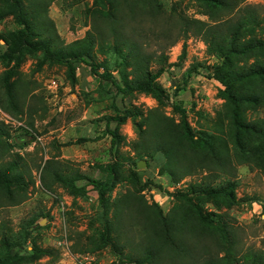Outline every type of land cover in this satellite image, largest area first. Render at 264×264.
<instances>
[{
    "label": "trees",
    "instance_id": "16d2710c",
    "mask_svg": "<svg viewBox=\"0 0 264 264\" xmlns=\"http://www.w3.org/2000/svg\"><path fill=\"white\" fill-rule=\"evenodd\" d=\"M54 1H13L30 51H41L49 60L84 62L91 67L94 76L111 82L116 93L143 92L158 101L164 98L165 89L158 80L169 66L166 67L167 54L145 51L123 29L127 20L136 21L149 16L156 21L163 13L159 0H93L85 7L90 16V27L82 37L70 42L60 37L48 14ZM60 1H66L68 6L81 3V0ZM193 1L206 19L179 13L175 15L176 23L184 38L189 35L199 37L206 46L207 55L216 62L212 66L192 63L175 92L185 87L188 77L200 66L208 78L222 84L218 92L222 104L212 121L213 133L195 132L186 110L178 104H175L177 117L166 114L157 106L147 110L143 124L136 123L138 138L133 147L138 160L149 158L156 161L158 155L163 156L158 165L159 172L174 185L198 170L206 171V176L189 183L184 191H176L174 196L178 201L167 213L156 200L147 202L141 192L128 190L111 199L110 193L118 179L114 164L107 165L110 170L107 178H92L51 157L44 161L39 179L46 190H52L53 184L60 183L71 194H80L84 187L77 182L86 180L97 191L101 209L98 220L103 229L98 231V239H92L94 246L87 249L90 253L114 246L118 254L137 264H174L175 261L180 264H264V247L248 248L238 254L234 229L228 221L219 213L204 212L192 199L194 195H224L230 199L235 181L227 177L214 185L213 179L219 173L231 175L240 164H251L264 174V116L249 118L258 106L264 105V14L252 4H243L245 0ZM96 19L104 25L101 30ZM131 31L138 34L141 30L132 27ZM166 34L162 33L163 36ZM109 36L113 38L112 44L107 42ZM95 49L112 57V67L107 58L96 60ZM185 54L183 46L178 59L182 60ZM113 70L118 72V77ZM71 71L69 67L68 74L74 79ZM12 75L10 71L0 75V92L3 90L6 94L4 97L0 93V108L15 116L26 113L28 124L33 127L32 115L37 109L18 98L19 83L17 79L10 83ZM126 111L127 114L117 116L113 121L122 123L130 117L136 122L137 117L144 115L136 107ZM30 133L23 129L19 135ZM106 133L110 135L111 148H114L121 135L116 128L110 127L108 121ZM9 137L8 129L0 123V207L6 202L14 205L23 200L22 193L15 191L13 186L25 187L33 182L27 160L13 151L15 146L21 147L23 143L11 142ZM136 164L134 161L133 165ZM132 175L138 182L136 173L132 171ZM34 221L35 218L29 220L20 228L17 237H13L0 219V264H11L8 252L12 249H16L15 254L26 249ZM186 237H189V243ZM201 238L208 244L203 245L198 253ZM47 251L33 246L30 254Z\"/></svg>",
    "mask_w": 264,
    "mask_h": 264
},
{
    "label": "rangeland",
    "instance_id": "374dc122",
    "mask_svg": "<svg viewBox=\"0 0 264 264\" xmlns=\"http://www.w3.org/2000/svg\"><path fill=\"white\" fill-rule=\"evenodd\" d=\"M13 1L0 0V75L13 72L10 83L18 80V98L36 108L37 113L32 115L33 127H30L26 113L15 116L0 108V123L8 129L9 140L23 143L21 147L15 146L13 151L27 160L33 179L25 187L13 186L15 191L22 193L21 202L14 205L6 202L0 207V219L13 237H17L20 228L35 218L26 249L19 250L17 254L16 249L9 251L10 263L137 264L118 254L114 246L88 252L87 249L94 246L92 239H98L97 233L103 229L98 220L101 209L97 191L86 180L77 182L84 187V192L80 194H71L60 183L53 184L52 190H46L39 179L40 170L46 159L55 157L62 165H69L89 177L105 179L110 174L107 165L114 164L118 179L110 193L111 199L128 190L141 192L147 202L156 200L164 213L169 212L178 201L174 193L184 191L189 183L201 180L207 172L198 170L174 185L159 172L158 165L163 156L158 155L156 161L142 158L140 160L145 161V166L139 167L140 160L133 147L138 138L136 123L143 124L147 110L157 106L166 114L177 117L175 104H178L186 110L195 132L213 133L212 121L222 104V99L218 97L222 84L208 78L205 69L200 66L188 77L185 87L180 86L182 88L175 92L192 63L212 66L216 62L207 55L206 46L199 37L189 35L184 38L175 15L184 13L199 19H206V16L199 12L193 0H159L163 13L156 21L149 16L137 18V23L125 21V34L139 42L145 51H163L168 56L166 67L169 66L158 80L165 89V96L158 101L143 92L116 93L111 82L94 76L91 67L84 62L49 60L41 51H30ZM80 2L68 6L66 1L55 0L49 6L48 14L65 42L82 37L91 25L85 7L90 6L93 0ZM243 4H252L260 14H264V0H245ZM84 23L87 24L84 26ZM98 27L100 30L104 27L102 22ZM132 27L141 31L137 34L131 31ZM163 32L167 34L163 36ZM112 39L109 36L107 42L112 44ZM183 46L186 54L179 60ZM103 58H107L112 67V57L96 51V60ZM69 67L74 79L68 74ZM113 74L118 77L116 70ZM0 93L6 96L3 90ZM130 106L143 111L144 115L137 117L136 122L130 117L122 123L113 121V118L127 114ZM254 115L264 116V105L258 106L249 118H254ZM107 121L121 135L114 148H111L110 135L106 133ZM23 129L31 133L25 142H17ZM134 161H137L136 165H133ZM132 171L138 176V182H135ZM233 172L229 176L219 173L213 179L214 185L227 177L235 181L234 194L230 199L224 195H194L192 199L204 212L219 213L228 221L234 229L232 232L239 254L248 248L264 247V174L247 163L238 165ZM188 239L186 237L189 243ZM205 244H208L206 239L198 241V253ZM33 246L46 249L48 253L30 254ZM174 264L180 263L175 261Z\"/></svg>",
    "mask_w": 264,
    "mask_h": 264
},
{
    "label": "water",
    "instance_id": "95a60500",
    "mask_svg": "<svg viewBox=\"0 0 264 264\" xmlns=\"http://www.w3.org/2000/svg\"><path fill=\"white\" fill-rule=\"evenodd\" d=\"M27 139V135L26 134H22L17 138V142H25V140ZM138 166L139 167H143L145 166V161L144 160H140L138 162Z\"/></svg>",
    "mask_w": 264,
    "mask_h": 264
},
{
    "label": "built area",
    "instance_id": "2783aa9c",
    "mask_svg": "<svg viewBox=\"0 0 264 264\" xmlns=\"http://www.w3.org/2000/svg\"><path fill=\"white\" fill-rule=\"evenodd\" d=\"M54 84V83H53Z\"/></svg>",
    "mask_w": 264,
    "mask_h": 264
}]
</instances>
